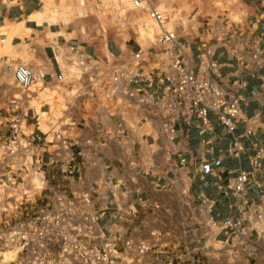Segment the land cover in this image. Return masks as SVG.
<instances>
[{
    "label": "crops",
    "instance_id": "1",
    "mask_svg": "<svg viewBox=\"0 0 264 264\" xmlns=\"http://www.w3.org/2000/svg\"><path fill=\"white\" fill-rule=\"evenodd\" d=\"M149 2L183 43L194 72L199 70L201 45L208 44L216 69L205 75L223 83L244 81V103L233 117L234 134L242 144L238 157L226 150L231 135L211 112L207 128L193 116L186 123L177 118L173 133L165 134L159 120L147 117L138 105L106 98L96 89L66 93L64 77L75 76L64 69L66 45L77 46L101 66L130 63L140 48L134 69L158 83L163 66L151 46L158 28L130 0H0L5 60L40 67L45 74L2 102L0 122L17 115L23 131L41 135L44 160H53L46 166L47 181H60L69 191H87L96 225L115 237L118 249L123 239L147 246L140 264H260L221 221L234 212L231 185L243 169L248 172L244 198L249 210L241 229L256 242L257 256L264 253V64L253 67L248 47L251 32L264 28V0ZM249 124L251 133L242 136ZM58 135L68 140L77 166L70 181L55 173ZM257 148L263 155L255 174L248 157ZM129 204L135 207L131 215L126 214ZM229 249L241 258L230 262Z\"/></svg>",
    "mask_w": 264,
    "mask_h": 264
},
{
    "label": "built area",
    "instance_id": "2",
    "mask_svg": "<svg viewBox=\"0 0 264 264\" xmlns=\"http://www.w3.org/2000/svg\"><path fill=\"white\" fill-rule=\"evenodd\" d=\"M130 4L145 12L158 28L151 42L163 66L158 83L152 84V79L134 69L143 53L140 48L134 51L130 63L114 61L101 66L77 46L66 45L65 71L76 72V79H83L88 93L96 89L106 98L140 106L147 117L159 120L165 134L173 133L172 122L177 118L186 123L193 116L207 128V113L211 112L231 135L226 150L238 157L242 144L240 135L234 134L233 117L244 103V81L236 78L223 83L205 75L206 70L214 73L216 69V62L211 57L212 47L208 44L201 45L197 55L199 70L194 72L183 43L167 25L162 11L149 0H130ZM215 39L218 41L221 36L216 34ZM248 47L253 67L263 65L264 28L251 32ZM44 76L40 67L32 68L22 62L12 67L13 81L22 92ZM1 128L4 132L0 133V264H140L139 257L147 246L123 239L118 249L115 237L104 235L96 225L97 214L88 209L90 195L87 191H69L60 181H47L46 166L53 160L50 157L44 160L41 135L23 131L24 126L17 115L8 117L3 125L0 122ZM251 131L249 124L241 135L247 136ZM55 151L60 158L55 173L70 181L77 166L66 137L58 135ZM262 151L257 148L248 157L252 173H259ZM247 178L248 172L239 168L231 185L235 196L234 212L225 217L221 225L236 237L238 244L246 246V254H253L260 264H264V253L257 256L256 242L249 241L241 229V221L249 210L244 198ZM134 211V204H129L126 214L131 215ZM254 217L259 219L261 213ZM235 258L232 255L230 262Z\"/></svg>",
    "mask_w": 264,
    "mask_h": 264
},
{
    "label": "rangeland",
    "instance_id": "3",
    "mask_svg": "<svg viewBox=\"0 0 264 264\" xmlns=\"http://www.w3.org/2000/svg\"><path fill=\"white\" fill-rule=\"evenodd\" d=\"M167 25L171 27L169 23ZM146 30L148 31V33L151 32L149 27ZM149 36H150V33H149ZM4 47L5 46L0 42V105L2 104L4 100H7V99L9 100L11 97H13L14 95L16 96V94L20 92V90L17 88L12 78L13 65H10L9 61L5 60V57L3 55L5 53ZM69 68H71V66H69ZM75 73L76 72H74L75 76H73L74 77L73 79L66 77V79L63 80L64 84L68 85L69 87V92H66V89H65V92L68 95L87 91V88L84 87L83 79L80 78L82 81H79L78 79H76L77 74ZM58 115L59 113L56 114V116ZM227 253H228V257H227L228 260H230L232 255H235L236 259H239V257L241 258V254L238 251H235V250L233 251L229 249Z\"/></svg>",
    "mask_w": 264,
    "mask_h": 264
}]
</instances>
